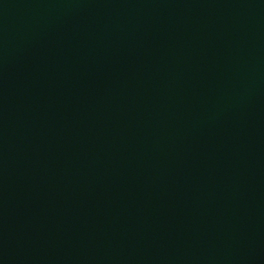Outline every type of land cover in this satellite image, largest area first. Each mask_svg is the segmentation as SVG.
I'll return each instance as SVG.
<instances>
[{
	"label": "water",
	"instance_id": "water-1",
	"mask_svg": "<svg viewBox=\"0 0 264 264\" xmlns=\"http://www.w3.org/2000/svg\"><path fill=\"white\" fill-rule=\"evenodd\" d=\"M0 264H264V0H0Z\"/></svg>",
	"mask_w": 264,
	"mask_h": 264
}]
</instances>
